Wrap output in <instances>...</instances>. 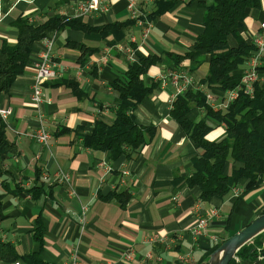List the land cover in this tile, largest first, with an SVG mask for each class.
Returning <instances> with one entry per match:
<instances>
[{
  "label": "crops",
  "instance_id": "obj_1",
  "mask_svg": "<svg viewBox=\"0 0 264 264\" xmlns=\"http://www.w3.org/2000/svg\"><path fill=\"white\" fill-rule=\"evenodd\" d=\"M81 1L0 0V48L17 43L18 19H27L35 27L58 16L79 19L75 13ZM158 1L150 13L158 9ZM167 1L176 5L152 20L147 41L135 22L117 40L113 34L105 37L70 26L50 33L46 38L54 41L53 57L63 73L43 87L41 105L32 102L31 94L36 74L33 60L43 51V40L34 44L25 74L8 93L0 94V108L12 110L4 122L0 120V127L2 122L9 144L16 149L0 154V264H68L75 253L80 264H184L187 255L189 264H199L214 245L213 238L217 243L226 241L264 213V176L256 192L244 194L247 181L242 180L235 188L240 195L234 190L209 202L202 201L198 187L185 183L199 151L171 116L172 86H158L134 113L140 126H154L157 132L133 158L112 160L109 153L84 146L97 120L115 122L121 101L113 85L132 66L119 47L136 50V61L156 59L144 76L148 87L156 84L154 76L181 68L197 85L192 90L207 92L201 81L209 73L210 56L183 61L181 66L170 56L193 51L204 32L205 9L200 3L207 0ZM108 3V11L81 18L83 22L92 28L132 22L126 0ZM263 20L261 0L259 9L248 11L240 31L250 47ZM228 43L238 46L233 36ZM261 77L264 83V71ZM216 94L221 102L223 92ZM41 118L52 134L48 146L30 138ZM189 118L196 123L206 119L213 142L226 136L227 126L207 118L204 109H194ZM242 167L229 165L227 173ZM60 175H69V184L58 182ZM40 187L37 200L26 193ZM84 207H88L85 213ZM211 216L207 234L197 239L192 231L198 219ZM38 220L44 228L43 242L34 238ZM128 251L133 253V263L126 258Z\"/></svg>",
  "mask_w": 264,
  "mask_h": 264
},
{
  "label": "trees",
  "instance_id": "obj_2",
  "mask_svg": "<svg viewBox=\"0 0 264 264\" xmlns=\"http://www.w3.org/2000/svg\"><path fill=\"white\" fill-rule=\"evenodd\" d=\"M175 5L174 1L160 0L157 2L158 9L154 8L148 17L154 20L158 14L171 10ZM200 5L205 9L203 34L199 36L192 52L184 56H170L176 66H181L186 60L194 61L201 56H210L209 73L201 84L211 91L234 90L241 83L243 67L253 51V47L241 38L240 31L248 11L259 9L261 0H207ZM132 23L134 24V21L92 28L81 18L58 16L35 27L27 19H18L15 23L19 30L17 43L14 46L4 43L0 48V94L8 93L16 80L25 74L32 63L34 44L45 39L53 31L70 26L88 33H100L105 37L113 34L117 40ZM231 36L238 41L237 47H230L228 40ZM137 61L129 68L124 78L113 85L121 101L115 122L109 125L97 120L93 133L84 138L86 148L109 153L112 160L123 156L133 158L151 144L156 136V127L140 126L134 116L141 103L159 86L154 83L148 87L144 81V76L156 63V59L141 58ZM194 109H204L207 118L224 123L227 126L226 136L220 141H211L209 135L212 128L207 120L198 123L190 120L189 114ZM171 116L199 151L192 161V175L185 179V183L191 188L198 187L201 190L202 201L225 198L242 180L247 181L244 194L260 189L264 176V83H257L253 98L241 95L226 110L217 112L208 106L205 93L190 90L175 100ZM9 152L15 153L16 149L9 144L5 126L1 122L0 154ZM235 163H240L243 167L228 174V166ZM26 193L37 200L42 194V187L30 189ZM122 195H118V198ZM34 238L39 242L44 240V228L39 220L36 222ZM224 242L225 240L207 249L204 260L199 264L206 261ZM255 242L245 246L238 253L240 263L234 260L231 264L254 262L261 248L264 254V236ZM258 243L260 247L257 246ZM35 257L37 258V255L31 258Z\"/></svg>",
  "mask_w": 264,
  "mask_h": 264
},
{
  "label": "built area",
  "instance_id": "obj_3",
  "mask_svg": "<svg viewBox=\"0 0 264 264\" xmlns=\"http://www.w3.org/2000/svg\"><path fill=\"white\" fill-rule=\"evenodd\" d=\"M128 3V11L130 14V20L134 21L142 29V38L144 41H147L150 37V33L153 26V21L149 19L148 15L150 14V8L153 7L155 0H126ZM109 9L108 0H84L81 1L76 9L75 16L77 18L89 17L95 14H101ZM1 22V19H0ZM43 51L33 60V65L36 69V74L33 80L31 100L36 105H41L44 101V89L43 87L59 78L63 73L61 66L56 63L53 57L54 41L45 38L43 39ZM253 51L246 61L243 70H242V79L240 85L231 91L223 92L221 97V102H218L216 97V91H211L207 89L206 100L208 106L214 111L226 110L233 102L240 98L241 95L248 96L253 98L255 87L257 83L262 80V68H264V20L261 22L260 29L253 36L252 43ZM119 52L125 54L128 58L130 65L136 63V50L131 46L128 47H119ZM153 81L156 82L162 89L172 86L175 90L171 103H174L175 100L182 95H185L188 91L194 89V81L191 77L183 72L181 68L166 70L153 77ZM12 114L11 109L0 108V120L5 121ZM30 138L36 143L48 146L52 138V134L45 125V121L41 118L39 122V127L35 133L30 135ZM57 181L60 183L69 184L70 177L69 175H60L57 178ZM235 190L236 195H240V190ZM88 207L83 208V213L87 211ZM217 217V214L213 215ZM210 221H212V216L209 219H198L195 227L193 228V234L195 237L201 238L205 236L208 228L210 227ZM213 246L217 245V239H212ZM262 249V248H261ZM126 258L131 263L133 260V253L128 251L125 253ZM151 258V256H149ZM184 264H189L191 262V256L187 255L182 258ZM19 264V263H16ZM68 264H80L79 255L75 253Z\"/></svg>",
  "mask_w": 264,
  "mask_h": 264
},
{
  "label": "water",
  "instance_id": "obj_4",
  "mask_svg": "<svg viewBox=\"0 0 264 264\" xmlns=\"http://www.w3.org/2000/svg\"><path fill=\"white\" fill-rule=\"evenodd\" d=\"M264 236V213L257 217L245 229L227 239L209 258L202 264H231L236 260L238 253L248 245ZM263 249V248H262ZM259 249V255L254 262H245L241 264H264V254Z\"/></svg>",
  "mask_w": 264,
  "mask_h": 264
},
{
  "label": "rangeland",
  "instance_id": "obj_5",
  "mask_svg": "<svg viewBox=\"0 0 264 264\" xmlns=\"http://www.w3.org/2000/svg\"><path fill=\"white\" fill-rule=\"evenodd\" d=\"M259 240V239H258ZM258 247H260L261 245H259V243L257 244Z\"/></svg>",
  "mask_w": 264,
  "mask_h": 264
}]
</instances>
